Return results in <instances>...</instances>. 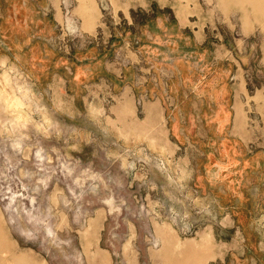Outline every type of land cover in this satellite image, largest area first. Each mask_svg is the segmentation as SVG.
<instances>
[{
    "label": "rangeland",
    "instance_id": "obj_1",
    "mask_svg": "<svg viewBox=\"0 0 264 264\" xmlns=\"http://www.w3.org/2000/svg\"><path fill=\"white\" fill-rule=\"evenodd\" d=\"M222 2L0 0L15 255L176 264L204 237L205 264H264V13Z\"/></svg>",
    "mask_w": 264,
    "mask_h": 264
},
{
    "label": "bare ground",
    "instance_id": "obj_2",
    "mask_svg": "<svg viewBox=\"0 0 264 264\" xmlns=\"http://www.w3.org/2000/svg\"><path fill=\"white\" fill-rule=\"evenodd\" d=\"M232 1L236 4H245L251 6L257 12L264 13V0H223V6L231 4ZM206 240L201 237L200 243L183 244L178 246L174 242H166L164 247V254L171 256L175 251L181 253L184 262L177 261L176 264H205L209 258L206 252ZM9 257V259L7 258ZM34 264L33 261L22 255H15L14 247L9 244L0 230V264Z\"/></svg>",
    "mask_w": 264,
    "mask_h": 264
}]
</instances>
